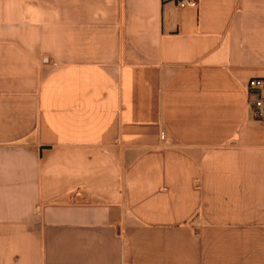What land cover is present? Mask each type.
<instances>
[{
	"label": "crops",
	"instance_id": "1",
	"mask_svg": "<svg viewBox=\"0 0 264 264\" xmlns=\"http://www.w3.org/2000/svg\"><path fill=\"white\" fill-rule=\"evenodd\" d=\"M254 78L264 0H0V264H264Z\"/></svg>",
	"mask_w": 264,
	"mask_h": 264
},
{
	"label": "built area",
	"instance_id": "2",
	"mask_svg": "<svg viewBox=\"0 0 264 264\" xmlns=\"http://www.w3.org/2000/svg\"><path fill=\"white\" fill-rule=\"evenodd\" d=\"M184 1L180 2V5H184ZM263 86L262 79H251L247 82V89L249 96H256L255 99L252 101V106L254 107L257 117L259 119H264V101L260 97L258 93L259 89Z\"/></svg>",
	"mask_w": 264,
	"mask_h": 264
}]
</instances>
